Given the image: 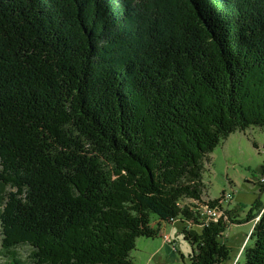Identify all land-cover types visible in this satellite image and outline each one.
Instances as JSON below:
<instances>
[{"label": "trees", "instance_id": "trees-1", "mask_svg": "<svg viewBox=\"0 0 264 264\" xmlns=\"http://www.w3.org/2000/svg\"><path fill=\"white\" fill-rule=\"evenodd\" d=\"M257 125L264 0H0V264H135L174 220L190 264L253 222L244 264H264V201L243 220L207 199L217 222L192 202L207 155Z\"/></svg>", "mask_w": 264, "mask_h": 264}, {"label": "rangeland", "instance_id": "rangeland-1", "mask_svg": "<svg viewBox=\"0 0 264 264\" xmlns=\"http://www.w3.org/2000/svg\"><path fill=\"white\" fill-rule=\"evenodd\" d=\"M203 163L202 191L206 199H219L223 193L231 195L232 200L226 202L224 208L234 210L241 206L237 212L243 220L257 198L264 201V192L260 191L258 183L262 176L260 167L264 163V126H251L245 131L232 133L207 155ZM177 221L173 225L177 223L180 227L183 223ZM252 227L253 222L228 227L221 240L226 242L230 253L228 259L220 264H244L242 247L252 245V241L247 239ZM164 235L162 233V236L154 239L138 238L130 254L132 261L135 264H190L192 246L182 231L179 233L177 229L173 234L171 243L175 241L176 249L163 241ZM24 254L28 255V252Z\"/></svg>", "mask_w": 264, "mask_h": 264}, {"label": "built area", "instance_id": "built-area-1", "mask_svg": "<svg viewBox=\"0 0 264 264\" xmlns=\"http://www.w3.org/2000/svg\"><path fill=\"white\" fill-rule=\"evenodd\" d=\"M261 182H264V178H261ZM229 197H230L229 195H225L224 200L229 198ZM192 202L199 205L200 211L202 212V218L206 219L207 221L213 220V222L214 221L217 222L222 216H224V212L221 208L212 207V206L210 207L209 205H206L208 203L207 199L203 200V202H200V203H199V201H195V200H193ZM176 221L174 220V222H176ZM163 237H164L165 242L171 243V238L169 235L165 234Z\"/></svg>", "mask_w": 264, "mask_h": 264}, {"label": "crops", "instance_id": "crops-1", "mask_svg": "<svg viewBox=\"0 0 264 264\" xmlns=\"http://www.w3.org/2000/svg\"><path fill=\"white\" fill-rule=\"evenodd\" d=\"M204 199H206V198L204 197ZM160 224H161V228H162V233H165L166 235H169L170 238H171V241H173L172 240L173 234H176V230L178 229V231L180 233L181 230H182V228H183V226H184L182 224L180 227H178V224L177 223L173 225V224H170V223H167V222H161ZM162 238H163V241H164V237H162ZM167 244H169L174 249L177 248V245H176L175 241L173 243H167ZM182 259H184L183 256H182Z\"/></svg>", "mask_w": 264, "mask_h": 264}]
</instances>
